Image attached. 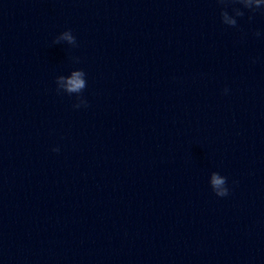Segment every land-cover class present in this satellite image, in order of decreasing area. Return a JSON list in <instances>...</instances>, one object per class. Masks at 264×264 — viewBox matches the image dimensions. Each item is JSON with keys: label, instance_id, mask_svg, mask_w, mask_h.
<instances>
[{"label": "clouds", "instance_id": "obj_1", "mask_svg": "<svg viewBox=\"0 0 264 264\" xmlns=\"http://www.w3.org/2000/svg\"><path fill=\"white\" fill-rule=\"evenodd\" d=\"M259 4V0H257V5ZM223 16H225L226 17V12H222L221 13ZM238 15H242V13H238ZM230 23H232V24H235L236 22L233 20V21H230ZM69 39H70V37H69ZM75 75H79L78 73L77 74H75ZM68 84H69V91H78L80 88H82L83 87V82L82 81H80L79 79H72V80H69L68 81ZM53 151H58V149H53ZM212 182H213V185L214 186H219V185H221V184H223L224 183V181L222 180V179H220V178H218V177H216V176H213V180H212ZM220 195H224V194H226L225 192H221V193H219Z\"/></svg>", "mask_w": 264, "mask_h": 264}]
</instances>
